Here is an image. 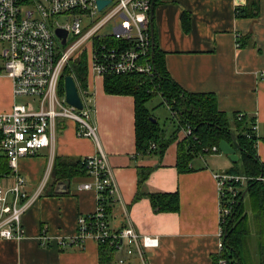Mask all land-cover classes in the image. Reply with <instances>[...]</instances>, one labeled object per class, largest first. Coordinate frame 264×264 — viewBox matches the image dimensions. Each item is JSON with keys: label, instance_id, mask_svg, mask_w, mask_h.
I'll use <instances>...</instances> for the list:
<instances>
[{"label": "crops", "instance_id": "crops-1", "mask_svg": "<svg viewBox=\"0 0 264 264\" xmlns=\"http://www.w3.org/2000/svg\"><path fill=\"white\" fill-rule=\"evenodd\" d=\"M237 10L245 12L242 17ZM185 14L188 30L183 24ZM154 34L167 71L186 92L214 93L219 110L230 120L236 113L256 119L255 151L264 165V0H158ZM86 89L116 187L106 208L108 224L114 231L131 226L141 235L159 239V246L146 252L145 262L133 257L127 264H215L221 215L214 174L237 164L219 152L191 158V170L181 173L179 149L185 131L172 113L170 127L161 124L157 107L171 111L160 96L158 106L150 105L153 98L146 106L161 128L166 148L157 146L151 156H141L135 98L107 94L104 79L90 72ZM14 103L12 80L1 76L0 113L10 111ZM97 153L95 141L80 136L75 122L62 121L53 148L19 161L17 171L26 178L29 194L36 193L48 169L50 173L40 198L22 217L24 237L0 238V264H101L103 253L93 240L82 246L58 245L60 239L76 235L79 216L92 215L98 208L97 193L80 188L92 183L91 177L65 174L62 166ZM139 192L144 195L137 199ZM174 193L179 194L178 212H158L149 196ZM44 234L52 240L48 247L41 240ZM119 256L112 254V259Z\"/></svg>", "mask_w": 264, "mask_h": 264}, {"label": "built area", "instance_id": "built-area-1", "mask_svg": "<svg viewBox=\"0 0 264 264\" xmlns=\"http://www.w3.org/2000/svg\"><path fill=\"white\" fill-rule=\"evenodd\" d=\"M98 1L0 0V77L12 80L15 99L34 98L14 103L10 111L0 113V155L7 158L11 168V173L0 180V238L24 237L22 217L40 198L48 182L49 169L36 193L29 194L26 178L17 171L19 161L53 148L59 123L73 121L78 134L92 139L98 147L95 156L83 160L93 182L80 187L97 193L98 208L92 215L79 216L76 235L60 239L59 247L82 246L90 239L112 250L113 255L126 253L113 258L110 264H127L133 257L145 262L146 252L157 248L159 239L141 235L131 226L111 230L105 200L111 198L116 187L107 155L100 146L92 99L89 90L83 89L72 73L83 109L70 106L66 101L64 72L86 54L89 72L96 77L104 79L109 74L153 77L155 71L150 61L153 0H110L101 11ZM58 29L67 33L65 39L57 35ZM104 40L119 44L110 45ZM243 116L239 113L238 119ZM184 131L185 137L192 135L189 127ZM256 133L257 124L252 127V134ZM212 151L219 153V147H213ZM214 178L220 200V256L224 251L222 223L249 181L264 185V172L252 178L224 171L215 173ZM41 240L46 247L52 243L46 234ZM218 264L229 261L220 257Z\"/></svg>", "mask_w": 264, "mask_h": 264}, {"label": "trees", "instance_id": "trees-1", "mask_svg": "<svg viewBox=\"0 0 264 264\" xmlns=\"http://www.w3.org/2000/svg\"><path fill=\"white\" fill-rule=\"evenodd\" d=\"M155 1L158 3V0ZM243 13L245 12L237 10L238 17H242ZM182 18L184 28L188 30L189 17L185 14ZM103 42L110 45L119 44L112 40ZM150 61L156 68L153 77L139 74L121 76L109 74L104 78V89L107 94L131 95L135 98L137 153L149 157L156 152L157 146L162 151L166 148L162 141L161 128L151 118L146 106L152 98L160 96L170 108L172 119L177 120L181 128L189 127L192 131L190 137L184 138L183 147L179 149L178 169L181 173L191 170L189 168L191 158L214 154L212 148L219 147V143L224 140L230 143L240 156V163L228 171L229 173L252 178L261 176L264 172V165L259 161L255 151L258 137L256 134H252V127L256 124V119L249 118L245 114L242 119H238L239 113H236L230 120L224 112L219 110L217 97L214 93L186 92L167 71L164 53L159 49L156 39ZM72 68L81 87L86 89L89 76L86 54L74 61ZM70 74L72 72L66 68L64 75ZM233 136H235L236 142ZM154 146L155 148H153ZM62 167L64 173L68 175L88 174L83 160L73 164H64ZM10 173L11 168L7 158L0 155V180ZM146 179L147 174L141 177L140 186ZM246 190L247 195L242 197L243 191L238 196L231 214L222 223L224 251L222 255L215 257V264H218L220 257L227 259L229 264H256L251 251L247 250L250 237H256L258 264H264V185L259 181L252 180L248 182ZM143 195L139 192L137 199ZM149 196L154 201L155 209L158 212L179 211L178 193ZM110 199L105 200L106 208L109 207ZM100 249L103 253L101 264H110L112 250L105 246Z\"/></svg>", "mask_w": 264, "mask_h": 264}, {"label": "water", "instance_id": "water-1", "mask_svg": "<svg viewBox=\"0 0 264 264\" xmlns=\"http://www.w3.org/2000/svg\"><path fill=\"white\" fill-rule=\"evenodd\" d=\"M109 4H110V0H99L98 1L99 11L103 10ZM154 9H155V0L152 1L151 13H150L152 51L155 48ZM57 35L60 37H63L64 39L67 37V33L61 29L57 30ZM64 43H65V41H64ZM154 70L156 71L155 67H154ZM64 81H65V93H66L67 103L70 106L81 111L83 109V104H82V101H81V98H80L74 77L72 75H66L64 78ZM233 139L236 142L235 136H233ZM219 152L226 155L232 163L238 164L240 156L237 154L236 149L227 141L223 140L219 143ZM246 192H247V190L244 191L242 197L245 196Z\"/></svg>", "mask_w": 264, "mask_h": 264}, {"label": "rangeland", "instance_id": "rangeland-1", "mask_svg": "<svg viewBox=\"0 0 264 264\" xmlns=\"http://www.w3.org/2000/svg\"><path fill=\"white\" fill-rule=\"evenodd\" d=\"M84 55H81L80 57L82 58ZM72 64H71V67H69L68 69H69V71L74 73L73 68H72ZM76 79H77V76H76ZM78 82H79V80H78ZM79 84H80V82H79ZM33 99L34 98H17V99H15V103H26L28 100H33ZM160 102H161L160 98L158 96H156L150 101V105H154V106L157 105L158 106V103H160ZM170 113L171 112H169L168 108H165V107L160 106V105L156 109V115L158 116L161 124L162 125L165 124L167 126V128H169L171 125L170 124ZM247 250L249 252L251 251V255L253 256V259L255 260L256 264H258V249H257L256 237H253V238L250 237V240L247 243Z\"/></svg>", "mask_w": 264, "mask_h": 264}]
</instances>
